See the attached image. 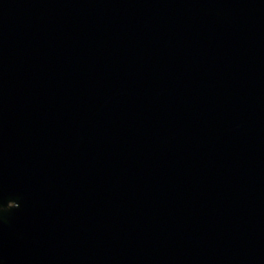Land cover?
I'll return each mask as SVG.
<instances>
[{
	"label": "water",
	"instance_id": "water-1",
	"mask_svg": "<svg viewBox=\"0 0 264 264\" xmlns=\"http://www.w3.org/2000/svg\"><path fill=\"white\" fill-rule=\"evenodd\" d=\"M0 264H264V0H0Z\"/></svg>",
	"mask_w": 264,
	"mask_h": 264
}]
</instances>
